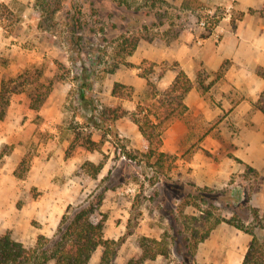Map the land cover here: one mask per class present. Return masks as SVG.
I'll return each instance as SVG.
<instances>
[{"label": "rangeland", "instance_id": "1", "mask_svg": "<svg viewBox=\"0 0 264 264\" xmlns=\"http://www.w3.org/2000/svg\"><path fill=\"white\" fill-rule=\"evenodd\" d=\"M41 3L43 7H39L36 0H11L5 4V8L0 7V24L5 27L7 33L5 30L4 32L12 35L11 43L24 49L21 56L15 48L9 51L8 55L5 53L0 55L2 58L0 61H7L6 65H1L5 69L3 76L6 78L15 77L18 73L25 74L34 63L31 52H35L34 54L41 56V60L35 62L37 66L43 68L40 80L44 83L51 81L55 90L51 104L60 101L63 91L65 98L55 115L58 119L54 123L38 113L32 115L31 121L34 123L32 136L26 141H20L21 153L18 157H11L8 160V166L16 168L21 158L25 157V167L28 170L41 165L48 168L50 174L41 178L40 184L43 186L41 188L35 184L25 186L28 170L22 179L14 176L19 184L15 213L9 220L0 221V234L8 232L13 239L26 247H31L39 234L46 236L53 234L67 205H77L85 201L89 194L98 190L103 191L105 187L107 189L103 191L100 206V212L105 216L103 237L106 239L123 237V242L119 245L117 255L111 264H124L130 257L138 255V239L141 235L157 239L161 235H166L170 241L171 235L179 231L180 243L183 237H190L192 233L199 237L210 227L213 228L208 237L198 243L195 251V259L199 264H224L221 255L230 246H226L229 239L240 241L241 238H245L238 248L239 254L243 255L245 245L251 236L225 221L219 223L215 221L217 218H230L233 215L231 206L235 203L227 197L224 191L226 187L238 184L243 191V197L248 201V203L242 201V204L253 207L254 198L251 195L255 190V180L252 173L241 177L231 175L228 185L216 189L212 205L189 196L187 200L198 202L200 210L188 205L181 213L179 209L184 197L187 193L192 194L194 189L185 181L172 178L177 173L176 155H171L164 170L155 175L153 168L125 159L120 150L115 149L109 139H106L108 137H101L99 129H94L92 138L99 142L100 150H89L83 145L82 140L74 139L76 132L84 129L81 128V121L78 120L77 111L74 109L76 82L73 79L74 67L70 59L76 58L77 66H80L81 60L91 62L92 92L99 105L117 104L128 113L135 111L138 101L150 103L152 100L146 96V87L137 94L132 90L131 99L115 96L113 98L110 91L113 76L104 70L110 68L117 57L115 50L122 36L137 37L138 42L151 41L159 37L167 42L179 30L181 13H178L167 0H41ZM56 6H59V10L52 16L44 12L45 8L51 11ZM198 6L192 7L195 17ZM75 10H80L82 28L74 34L73 41L75 37H81L80 50L71 47L66 40L67 22ZM185 15L187 20L188 13ZM234 16H237V13ZM10 30L14 33L10 34L8 32ZM10 60L13 61V66H8ZM140 66L141 69L137 72H142L147 63L141 62ZM168 67L172 68L165 64L154 67L153 73H148L150 81L161 87L158 85L161 78L159 75L164 74ZM14 69L18 71L15 72ZM20 81L21 79L17 80L18 83ZM13 85L10 84L11 87ZM25 88L24 96L28 100L34 87L26 83ZM128 120V117L122 118L123 124H128ZM122 143L129 149L137 148L141 151L146 149V141L141 136L124 137ZM6 145H10L12 151L16 144ZM86 160L94 163L103 160L104 165L95 177L82 166ZM150 162L153 163L154 158ZM109 169L112 172L107 176ZM165 178H171L167 185L164 183ZM174 180L176 181L172 182ZM112 186H115L114 189H111ZM246 212L249 216L248 211ZM259 213L262 214L260 211ZM192 215L198 218L197 224L189 217ZM238 215L235 218L239 219ZM256 232L263 233L259 230ZM169 247L171 251L167 257L158 256L144 264H181L173 246L169 244ZM101 252L102 246H98L88 264H98ZM236 264H242L240 257Z\"/></svg>", "mask_w": 264, "mask_h": 264}, {"label": "crops", "instance_id": "2", "mask_svg": "<svg viewBox=\"0 0 264 264\" xmlns=\"http://www.w3.org/2000/svg\"><path fill=\"white\" fill-rule=\"evenodd\" d=\"M10 1L0 0V3L8 4ZM167 1L181 13L178 32L167 42L159 37L138 42L126 60L139 66L143 60L156 63L155 68L160 64L172 66L159 79L160 88L173 81L177 69H182L192 81L196 79L199 68L208 73L205 83L211 82L210 87L200 93L193 86L183 98L185 111L170 123L163 134L160 150L177 156L178 175L176 173L172 178L216 190L228 185L231 175L241 177L252 173L255 180L253 207L264 212V112L259 108L260 105L264 107V102L259 100L260 97L264 99V11H260L264 0H234L237 16L225 26L221 39L214 41L208 37L201 45L195 42L200 32L194 25L192 8H183L182 0ZM222 1L198 0L199 4H218ZM249 9L253 11L249 12ZM185 13H188L187 20ZM11 38L12 35H7L0 25V55H8L15 48L21 56L24 49L11 43ZM31 53L32 64H37L35 62L40 61L41 56ZM222 64V72L217 76L215 73ZM8 66H13L12 60L8 61ZM140 68L120 65L114 72L107 73L113 76L111 89L117 81L131 86L136 94L145 87L147 90L146 79L137 72ZM4 70L0 65V81ZM24 92L12 93L4 117L0 119V146L16 144L0 161V221L9 220L15 213L19 191L18 181L13 175L15 167H9L8 160L18 157L22 149L19 142L32 136V115L38 113L54 123L65 98L63 91L60 101L51 104L55 95L52 87L40 109L34 111L29 107V98L26 100ZM122 118L116 120L121 140L124 137H142L134 122L128 118V124H123ZM92 139L96 141V138ZM190 146L193 147L189 149ZM49 174V169L44 166L31 168L25 186L35 184L41 188V178ZM243 240L245 238L226 242V246H230L221 255L224 264H236L239 257L243 259L244 254L238 251ZM44 264H54V261Z\"/></svg>", "mask_w": 264, "mask_h": 264}, {"label": "trees", "instance_id": "3", "mask_svg": "<svg viewBox=\"0 0 264 264\" xmlns=\"http://www.w3.org/2000/svg\"><path fill=\"white\" fill-rule=\"evenodd\" d=\"M36 3L39 7L44 6L41 5V0H36ZM198 5V0L181 1L183 8H192ZM0 7L5 8L6 5L0 3ZM45 9L44 12L52 16L55 11L59 10V6H56L51 11L48 8ZM248 11L252 12L253 10L249 9ZM260 11H264V4ZM79 16L80 10H75L70 16V21L67 22L68 34L66 40L71 47H77L80 50L82 45L79 40H81V37L77 36L74 39L75 42L73 41L74 34L82 28ZM39 25H41L40 22ZM3 29L6 31L5 27ZM8 32L10 34L14 33L12 30ZM137 44V37L129 38L122 36L115 50L117 57L114 58L112 66L104 70V72L112 73L120 65L140 68L139 65L132 64L126 60V56L132 54ZM77 61L76 58L70 59L74 67L73 79L76 82L74 109L77 111L76 115L78 120L81 121V128L84 130L76 132L74 139L82 140L83 145L89 150H100L99 142L92 139L94 129H99L101 130V137H108L106 139H109L115 149L120 150L125 159L134 161L135 163H142L148 168H153L155 175L160 174L166 167L167 161L171 159V154L160 150L163 134L170 123L174 119L179 118L185 111L186 106L183 98L186 93L193 86H196L200 93H204L210 87L211 82L205 83L208 76L206 70L202 67L199 68L196 73V79L192 81L182 69H177L173 81L167 87L160 88L151 82L148 76V73H153L156 63L143 60V62L147 63V66L142 72H138V74L146 79V96L152 100L150 103L138 101L135 111L128 113L120 105H99L92 92L93 68L91 62L81 60L80 66H77ZM6 63V60L0 61V65L2 66L6 65ZM32 65L26 70L25 74L18 73L15 77L9 76L6 78L2 76L0 81V119L4 117L10 94L25 91L26 83L34 87V91H31L29 94V107L31 109L38 110L49 95L52 89V82H42L40 79L43 75V68L36 64ZM222 68L223 64L215 73L217 76L221 74ZM161 76L162 74L159 75V77ZM18 79H21L19 83L17 82ZM12 83L14 85L11 87L10 84ZM125 88L129 90L124 91ZM131 91V86L115 81L111 94L116 97L131 99ZM259 100L264 102L263 97H260ZM259 108L264 112V107L260 105ZM124 116H128L136 124L138 131L146 141L145 151L129 149L122 143L116 126V120ZM10 151V145H3L0 149V161ZM152 158H154L153 163L150 162ZM25 161V157H22L14 169L13 175L16 178L22 179L26 175L28 169L25 167ZM237 161L239 160L237 159ZM103 165V160L97 163L86 160L82 166L92 177H95ZM111 172L112 170L109 169L108 175H106L109 176ZM170 179L165 178L164 183L166 185L169 184ZM186 183L193 187L194 192L192 194L187 193L184 197V202L179 209L181 213L188 205H192L200 210L199 203L195 202V199L212 205L214 202L213 194L216 193L215 189L197 187L190 182ZM114 187L112 186L111 189H114ZM106 189L104 187L103 191ZM103 191L98 190L89 194L85 201L77 205H67L57 222L53 234L51 236L39 234L36 237L35 244L31 247H26L21 242L13 239L8 232L0 234V264H44L50 260H53L54 264H88L98 246H102L98 264H111L117 255L119 245L123 242V237H119L118 239H106L103 237L105 216L100 212ZM166 191L170 193L168 189ZM224 191L229 200L235 203L234 206H231L233 215L230 218H217L215 223L225 221L227 224L251 236L243 255L242 264H264V212L260 214L257 208L247 206L249 204H242V201L245 203H248V201L242 196L239 188L226 187ZM189 196H192L194 200H187ZM246 211H248L249 216H247ZM237 215L239 219L235 218ZM189 217L196 224L198 223L196 216L192 215ZM130 221L131 217L128 218V228ZM212 228L210 227L199 237H196L195 233H192L190 237L185 236L180 243L178 238L181 232L179 231H175L171 235L170 241L166 235H161L159 239L141 235L138 239L139 254L130 257L124 264H144L146 261H152L158 256L165 258L171 251L169 244L173 246L174 252L178 255L181 264H199L195 259V251L198 243L208 237ZM256 230L263 233L258 234ZM181 243L183 244L182 246Z\"/></svg>", "mask_w": 264, "mask_h": 264}, {"label": "built area", "instance_id": "4", "mask_svg": "<svg viewBox=\"0 0 264 264\" xmlns=\"http://www.w3.org/2000/svg\"><path fill=\"white\" fill-rule=\"evenodd\" d=\"M195 17V27L200 32L195 42L201 45L205 38H212L219 41L225 32V26H228L234 18L235 3L234 0H224L218 4H200L197 8ZM239 188L237 184L235 186ZM241 194V188H239ZM243 196V194H242ZM251 197H253L251 195Z\"/></svg>", "mask_w": 264, "mask_h": 264}]
</instances>
